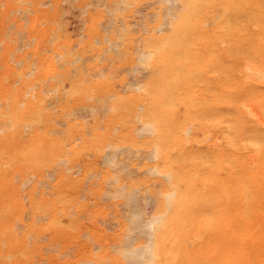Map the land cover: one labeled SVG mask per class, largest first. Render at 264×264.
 Masks as SVG:
<instances>
[{"label":"bare ground","instance_id":"bare-ground-1","mask_svg":"<svg viewBox=\"0 0 264 264\" xmlns=\"http://www.w3.org/2000/svg\"><path fill=\"white\" fill-rule=\"evenodd\" d=\"M4 1L3 8L17 9L22 16L30 10L27 5L34 9L37 6V0ZM72 1L67 0L70 4ZM142 1L159 4L160 11L152 13L154 24H145L141 34L133 38L136 51L132 52H137L138 61L130 69L139 76L110 95L113 121H104L106 133L98 134L97 129L96 133L90 132L89 138L84 125L78 122L74 138L64 142L36 130L51 116L48 109L53 102L46 96L59 89L34 91L35 82L47 75L53 79L59 67L80 58L76 54L69 60L76 45L71 42L73 34L60 21L62 15L54 20L57 27L51 39L65 35L67 53L58 51L53 53L55 57L35 62H26L20 55L12 60L9 52L1 55L0 264H35L44 260L47 264H264V0H118L103 7L112 16ZM101 5L97 0L96 6ZM119 21L123 31L118 38H122L129 23L125 18ZM114 22L112 16L106 28L112 30ZM101 26L105 31L103 23ZM109 43L112 50L121 45L113 38ZM34 63L36 67L32 68ZM144 71L150 74L147 80L140 74ZM100 86L93 83L85 87L80 80L66 94L80 97L85 89L97 91ZM70 114L76 116L75 112ZM97 127V123L92 126ZM112 129L119 132L111 135ZM28 131L31 136L23 139ZM77 138L80 143L75 144ZM81 153L100 156L102 163L109 166L122 164L121 170H128L126 178L132 172L152 176L148 181L155 183L156 190H141L108 173L106 178L110 180L106 184L111 186L112 197L108 196L123 199L119 204L126 206L122 214L115 211V220L125 228L127 234L123 236L127 235L128 241L119 240L111 248L102 241L103 237L100 240L93 235L92 244L84 240L74 260L64 258L61 248L45 257L40 250L62 238L63 220H72L69 209L78 197H70L67 192L78 187L67 173L72 169L67 164ZM60 163L64 165L60 167ZM44 169L57 175L55 182L44 183ZM101 176L96 188L105 193V174ZM31 177L36 181L23 193L21 189ZM80 205L76 212L84 208V204ZM101 212L93 210L96 215ZM103 229L98 227L99 232ZM129 232L135 236H129ZM45 233L49 241L42 244Z\"/></svg>","mask_w":264,"mask_h":264},{"label":"rangeland","instance_id":"rangeland-1","mask_svg":"<svg viewBox=\"0 0 264 264\" xmlns=\"http://www.w3.org/2000/svg\"><path fill=\"white\" fill-rule=\"evenodd\" d=\"M57 1H58V3H57ZM64 1H66V2H64ZM64 1L63 0H60V1L59 0H42V1L37 0L36 8L34 9L32 6L27 5L28 7H30V10L27 12V14L24 13V16H22L23 14L21 13V11L19 13V11L17 9L15 10V9H13V8L11 9L9 7L3 8L6 5L5 1L0 0V3H1V5H0L1 11L0 12L3 13V12H5V10H3V9H6L7 12L9 11L11 13L10 16H9V14H10L9 12L3 13L2 15L4 17L0 13V28H1L0 29V35H1L0 36V57L4 52H7V53L9 52L8 55H11L9 57L10 58L12 57L11 58L12 60L14 59L15 56L20 55L22 57H25L26 62H35L39 58L44 59L45 57H48V56L55 57L54 55L58 51H63L65 53H67L68 47H65L63 44V42L66 38L65 35H63L59 39L55 38V39H53V41L51 39V36L54 34L56 27H57V23L54 20H56L58 16L62 15V18L60 19V21H62V23H64L65 27L69 28V31L73 34L71 42H72V44L75 42L73 45H76L73 48L71 55L69 56V60H71L73 58V56L76 54L79 55L80 58L74 64H68L67 63L64 66L59 67L57 70L58 74L53 79H52V77L50 78V76L47 75V76H44L43 78L39 79L38 81H36L35 87L33 90L34 91H41V90L45 91L50 87H55V88L59 89V92L50 93L46 96V99L48 101L53 102L52 107L48 109L49 111H51V116L48 120L39 123L36 126V130L39 133H49L50 136H56L57 138L61 139L64 142H69L74 138L75 130H77L78 126H79L78 122H81L84 125L85 135H87V137H89V138L92 137L90 132L93 131L96 133L97 129L99 130L97 132L98 134L106 133V130L108 127L106 125L107 123L105 124V122H107L108 119H109L108 121H110V120L113 121L112 110H109V106L111 104L110 95L116 91H119L121 89L120 87L122 84L126 83L129 80H133L135 77L139 76V73L136 74V72H132L133 70L130 69V68H133L137 64V61H138V59L135 58V57H138L137 52H132L134 49L136 51V48H135L136 41L133 40V38H136L141 34L140 28L143 27L145 24H148L151 26L154 24V16H152L153 15L152 13L153 12L156 13L160 10L158 9L159 4H153V3H151V1H142L137 5H130L129 7H126L122 10H118L116 13H114V15H112L113 19L115 21L113 24L114 28L112 30H109L108 28H106V25L108 23V20L112 16L105 10L107 8L106 5L107 6H108V4L114 5L115 1H118V0H113V1H111V0H109V1L108 0H103V1L98 0L99 4H100V2L103 3V5H101V6H96L97 0H91L90 2H89V0H74L71 2V4L68 3L67 0H64ZM95 1H96V3H95ZM112 2H114V3H112ZM148 3L149 4L151 3L150 4L151 6L150 5L148 6ZM17 4L19 6L24 5L23 3H20V2H18ZM86 4H88V5H86ZM14 5H16V3ZM70 5H71V7H69ZM146 5H147V7H146ZM49 6H50V8H49ZM91 6L92 7L94 6V7L91 8ZM103 6L105 7V9ZM163 6H164V4H163ZM67 7L70 9H68ZM63 8H64V10H62ZM80 8H82V9L84 8L85 10L84 9L82 10ZM141 8H142V10H140ZM39 10H41L42 12ZM134 11H135V13H134ZM163 11H164V8H163ZM16 12H17L18 16H17ZM65 12H67L68 14ZM83 12H84V14H83ZM106 13H108V14H106ZM138 13H140V14L144 13V14L140 15ZM147 13H150V14H147ZM161 13H163V12L161 11ZM68 15H70V16H68ZM25 16H26V18H25ZM97 16L98 17L101 16V17L98 18ZM103 16L105 17V19ZM22 17H23V19H22ZM132 17H134V19ZM149 17H151V18H149ZM121 18H125L129 24H128L127 29H124L123 37L118 38V35L121 33V30L123 31L122 26L119 27V25H120L119 20ZM140 18H143L142 21ZM147 18H148V20H147ZM138 19H139V21H138ZM151 19H152V21H150ZM13 20L18 21V25L16 24V21L13 22ZM24 20H26L27 22ZM10 22H12V23H10ZM34 23H36V25ZM71 23H73V24H71ZM102 23L106 28L105 31L101 30L103 28V26H101ZM130 23L135 24L134 25L135 27H132V25ZM139 23L141 24V26H138V25H140ZM136 24H138V25H136ZM8 25H9L10 29L8 28V30H7ZM49 26H51V27H49ZM2 28H3V30H2ZM114 29H115V31H114ZM10 30H12V31H10ZM106 31H107V33H106ZM2 32H4V33H2ZM96 33H97V35H95ZM100 33H101V35H100ZM15 35H17V36H15ZM17 37L18 38L20 37V38L17 39ZM111 37L113 39H116L118 42L121 43L119 48H117L118 50L116 49L117 51L115 50V48L112 50V47L109 45L110 44L109 42L112 40ZM105 38H106V41L104 42ZM79 39H82V40H79ZM19 40L21 42H19ZM94 40L98 41V42L96 43ZM12 41H13V43H12ZM24 44H25V47H24ZM37 45H39V46H37ZM28 46H29V51H27ZM79 47H81V48H79ZM93 47H95V48H93ZM36 48H38V50L39 49L40 50L38 51ZM35 51H37V54ZM34 52H35V57L33 56ZM10 53H12V54H10ZM53 53H55V54H53ZM97 53H98V56L100 57L98 59H97V57H98ZM99 54H101L103 58ZM130 58H131V60H129ZM55 61H57V63H59V60L55 59ZM108 63H109V65H108ZM67 66H69V68H67ZM35 67H36V65L34 63V66L32 68H35ZM87 68H88V70H87ZM102 68H103V70H105V69L106 70L103 71ZM35 73L36 72H34V74ZM128 73H131L132 75L133 74L134 75L131 76ZM140 74L143 75L142 78L146 79V80L149 79V77H150V74H146V71H144V74L142 72ZM90 75H92L93 77ZM117 75H119V76H117ZM90 78H92V79H90ZM80 80H81V82H83V85L85 87H90L93 85V83H98L99 85H101L100 86L101 88L96 91L94 88L91 87L89 89H85L83 94L80 97H68V95L66 93H68V91L71 89V87L75 85L76 81H80ZM104 90H106V91H104ZM63 92H65V93H63ZM62 94H64V95L62 96ZM54 99H56V100H54ZM103 104H105L107 106H104ZM82 106H87V108L83 109L82 111H79V110H81L80 108ZM102 106L105 108H103ZM55 109H57V111H55ZM104 110H106V111H104ZM72 112H75V114H76L75 117H73L70 114ZM82 115L85 116L83 120L81 118V117H83ZM102 117H103V119H100ZM67 120H69V121L67 122ZM99 120H101V121H99ZM90 123H92V124H90ZM94 123H97L98 127L93 129L92 126ZM99 124H101V125H99ZM104 124H105V126H104ZM70 126H73V127L70 128ZM101 126H102V129H100ZM54 129H55V132H54ZM58 129H60V130H58ZM87 129L89 131H87ZM30 132L31 131L25 132L24 133L25 137L23 139H26L27 136H31ZM57 132H58V134H57ZM118 132H119V129H117V130L112 129L111 133H113V134H111V135H115ZM74 143L75 144L80 143V139L77 138V140ZM104 149H105V151L108 150L107 147ZM142 154L144 155V153H142ZM70 155L71 154H69V156ZM88 155L89 154L81 153L80 156L77 159H75L72 163L67 164V165L72 167V169L70 171H68L67 173L71 175L72 179L74 178L73 181H75L76 186L78 187L75 190L67 192V194L70 197H75V196L78 197V202L75 204L76 207L72 206L69 209V211L72 213V220L71 219L70 220H68V219L63 220L64 221L63 226H64L65 230H64V232H61L62 234L60 236L62 238H60V239H58V241H56L57 244L55 243L53 245H49V247H47V248L43 247L45 249L42 248L40 250V252H42V254L45 257H47L50 254V252L52 254H56L57 250H59L61 248L62 251H64V253H63L64 258H66L70 261L74 260L76 258L75 257L76 254L81 253L80 252L81 250H79V249H80V247H82V244H84V242H85L84 240H86L87 242H91L92 239L90 240V238H92L93 235H96V237L97 236L100 237V240H102L101 238L103 237L102 241L108 242L111 245L110 246L111 248H112V245H115L119 240L125 239V240H123L124 242L126 240L128 241L127 235L123 236V235H125V233L127 234V232H125V228L123 229L122 227H120V225H118L117 221L115 220L116 219V215H115L116 212L115 211H118L120 213V212H123V210L125 209L124 208L125 205L121 206V204H119V202H121V201L124 202V200L121 198H110V197H112L111 196L112 195V189H111V186L109 184H106L107 180H108V182L110 180V177H109V179L106 178L108 176V173H111V175L114 177H115V175H117V177L123 179V182H125L127 184L131 183L132 186L140 187L141 190L144 189L145 187H148L152 191L156 190L155 188H153V187H156L155 183L153 181H148L149 178H153L152 176H146L147 174H143V173L139 174L137 172L136 173L132 172V173H129L130 176L128 178H126V174L128 173L127 172L128 170H127V168H124L121 170L122 164H117V165H115L116 167L115 166H109L106 163L105 164L102 163L103 158L101 160L100 156H94L92 154H90L89 156ZM137 161H138V159H136L132 162H137ZM144 161L148 162V163L150 162L147 160H144ZM85 162H87V163H85ZM100 162H101V164H100ZM63 165H64L63 163L59 164L60 167ZM46 171H48L47 172L48 175H50V177L52 176V178H50V177H49V179L47 178L48 175L46 174ZM75 171H76V173H75ZM106 171H108V172H106ZM120 171H122V172H120ZM50 172H52L50 169H44L41 172L44 183H53L56 181L57 175L52 174V173H51L52 174L51 175ZM104 174H105V182L102 184L103 190H105V193H107V191H108L109 194L107 193V196L106 197L104 196L101 199V196L105 193H103V191H99L98 190L99 188L98 187L96 188V186L97 185L99 186V182H101V180L103 179V177L101 175H104ZM87 176H88V178H87ZM112 176H111V178H112ZM35 181H36V178L31 177V179L28 181L29 183L27 182V185L26 186L24 185L22 187L21 191L24 193L26 190L29 189V187ZM141 184H144V185H141ZM149 184H151V185H149ZM106 185H109L110 188H109V186H106ZM92 187H93V189H91ZM96 190L99 191V192H97V194L95 192ZM93 192L95 193L94 195L92 194ZM99 197H100V199H99ZM95 200H97V201H95ZM80 204H84V208L81 211L76 212V210L78 208H81L82 205H80ZM102 205H104V206L102 207ZM87 207H89V209ZM95 209L98 210L99 212H101V209H103L104 210L103 213H105V214H102V212H101L99 214L100 216L98 214L96 215L95 213H93V210H95ZM105 210H107L108 212L107 211L105 212ZM120 214H122V213H120ZM105 216L107 217V219ZM84 217H86L87 219ZM93 217H95L96 221H94L95 219H93ZM82 224H85L87 227L85 225H83V226H85L84 227L85 229H84L83 226H81ZM103 224H104V226H103ZM107 224H108L110 229L108 228ZM98 227H100L102 229L105 227H107V228H105L106 230L103 229L102 232H99ZM80 229L81 230L84 229V230L79 231ZM95 229H96V231L94 232ZM107 229H109V230H107ZM77 231H79L80 233ZM66 232H67V234H66ZM92 232H93V234H92ZM75 234L76 235L78 234V235L75 236ZM102 234H104V236ZM128 235L133 237V236H135V233L129 232ZM48 236H49L48 233H45L43 235V237L41 236L40 241L42 242V244L48 243V241H49ZM76 237L78 239H75ZM114 237H115V239H114ZM72 238L74 241H71ZM128 238H130V237H128ZM142 239H144V237H142ZM81 240L83 242H81ZM68 241H70V242H68ZM77 241H79V242H77ZM110 241L112 244L110 243ZM68 243H70V244H68ZM90 244H92V242ZM53 249H54V251H56V253L53 251ZM43 251H45V252H43ZM35 260L39 261V258L35 257ZM47 263H48V261L44 260V261H39V263H35V264H47Z\"/></svg>","mask_w":264,"mask_h":264}]
</instances>
